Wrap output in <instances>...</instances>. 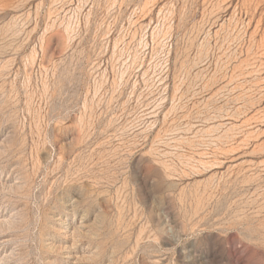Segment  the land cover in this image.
Segmentation results:
<instances>
[{
  "label": "rangeland",
  "instance_id": "1",
  "mask_svg": "<svg viewBox=\"0 0 264 264\" xmlns=\"http://www.w3.org/2000/svg\"><path fill=\"white\" fill-rule=\"evenodd\" d=\"M0 264H264V0H0Z\"/></svg>",
  "mask_w": 264,
  "mask_h": 264
}]
</instances>
